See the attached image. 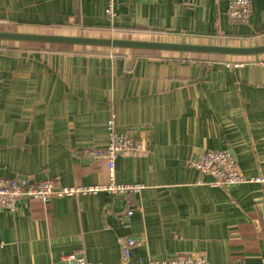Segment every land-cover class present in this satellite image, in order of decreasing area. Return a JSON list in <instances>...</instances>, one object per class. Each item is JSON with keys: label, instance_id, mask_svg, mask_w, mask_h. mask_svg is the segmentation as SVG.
<instances>
[{"label": "crops", "instance_id": "crops-1", "mask_svg": "<svg viewBox=\"0 0 264 264\" xmlns=\"http://www.w3.org/2000/svg\"><path fill=\"white\" fill-rule=\"evenodd\" d=\"M230 1L121 0L110 20L108 0H0V31L264 45V0L253 3L246 24L230 21ZM188 58L196 63L182 62ZM262 62L264 55L0 41V178L108 183L107 162L82 153L106 149L112 118L117 133L149 142L148 152L116 161L115 183L143 185L137 195L22 199L14 212L0 209V264H72L64 261L72 254L122 264L125 237L143 240L129 264L181 254L264 264L261 186L213 188L190 166L208 151H230L244 177L264 176Z\"/></svg>", "mask_w": 264, "mask_h": 264}, {"label": "built area", "instance_id": "built-area-1", "mask_svg": "<svg viewBox=\"0 0 264 264\" xmlns=\"http://www.w3.org/2000/svg\"><path fill=\"white\" fill-rule=\"evenodd\" d=\"M121 0H108L106 16L110 20L117 17L116 7ZM157 1V0H143ZM257 0H231L227 11L228 18L234 24H246L250 21L253 14V3ZM182 62H195L193 59H182ZM197 63H201L200 61ZM264 64V62H262ZM238 66V65H236ZM110 131V143L106 149H85L83 155L97 160H104L108 165L109 181L105 184L82 187H64L54 180L42 182H30L20 179L12 180L0 178V209L10 212L16 210L18 201L22 199L38 200L49 203L56 198L73 197L77 195H95L108 193L114 196H126L129 194L137 195L145 187L140 184H117L115 183L116 161L121 155L125 154H144L148 152L149 142L147 140L131 139L127 135L117 133L115 120L112 118L108 122ZM191 168L198 171L201 175L211 177L213 181L209 184L213 188L228 189L230 187L253 183L260 185L264 194V176L246 178L240 172L237 161L230 151H208L198 160L191 161ZM133 211L127 213L126 219H130ZM143 240L132 237H125L120 241L122 264H129L132 251L141 245ZM64 261L72 264H89L85 258L79 254H72ZM136 264H208L204 255L181 254L174 258L162 262H138Z\"/></svg>", "mask_w": 264, "mask_h": 264}, {"label": "water", "instance_id": "water-1", "mask_svg": "<svg viewBox=\"0 0 264 264\" xmlns=\"http://www.w3.org/2000/svg\"><path fill=\"white\" fill-rule=\"evenodd\" d=\"M0 41L225 57H255L264 55V45L256 47H227L85 36L27 34L4 31H0Z\"/></svg>", "mask_w": 264, "mask_h": 264}, {"label": "rangeland", "instance_id": "rangeland-1", "mask_svg": "<svg viewBox=\"0 0 264 264\" xmlns=\"http://www.w3.org/2000/svg\"><path fill=\"white\" fill-rule=\"evenodd\" d=\"M49 33L52 34V32H49ZM55 33H56V32H54V35H55ZM56 34H57V35H59V34H65V32H63V33H59V32H58V33H56ZM75 36H83V35L76 34ZM96 36H97V38H110L109 35H108V36H101V37L98 36V35H92L91 37H96ZM111 38H112V37H111Z\"/></svg>", "mask_w": 264, "mask_h": 264}]
</instances>
